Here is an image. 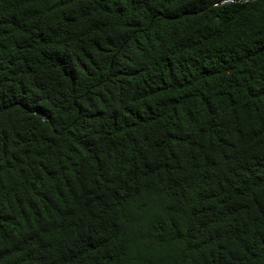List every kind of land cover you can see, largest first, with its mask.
<instances>
[{"label": "trees", "instance_id": "16d2710c", "mask_svg": "<svg viewBox=\"0 0 264 264\" xmlns=\"http://www.w3.org/2000/svg\"><path fill=\"white\" fill-rule=\"evenodd\" d=\"M0 264H264V0H0Z\"/></svg>", "mask_w": 264, "mask_h": 264}]
</instances>
